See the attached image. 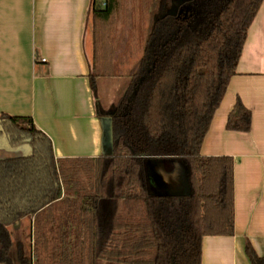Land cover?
Returning <instances> with one entry per match:
<instances>
[{"label":"trees","instance_id":"16d2710c","mask_svg":"<svg viewBox=\"0 0 264 264\" xmlns=\"http://www.w3.org/2000/svg\"><path fill=\"white\" fill-rule=\"evenodd\" d=\"M263 1L91 0V84L126 78L109 109L98 103L112 150L56 158L31 116L0 114L11 145L26 147L0 157V263L203 264L206 236H233L234 159L201 147ZM252 122L238 97L227 129ZM160 159L184 166L188 192H158ZM25 217L31 230L14 238ZM245 253L264 264L249 240Z\"/></svg>","mask_w":264,"mask_h":264},{"label":"crops","instance_id":"0c3cea01","mask_svg":"<svg viewBox=\"0 0 264 264\" xmlns=\"http://www.w3.org/2000/svg\"><path fill=\"white\" fill-rule=\"evenodd\" d=\"M91 20V0H0V114L31 116L56 158L107 150L102 119L109 116L96 88L112 93L126 82L101 76L93 88ZM238 97L252 111L250 131L226 127ZM201 153L233 157L235 184V234L206 236L203 264H250L246 240L264 255V1ZM31 226L25 217L10 229L20 238Z\"/></svg>","mask_w":264,"mask_h":264},{"label":"rangeland","instance_id":"374dc122","mask_svg":"<svg viewBox=\"0 0 264 264\" xmlns=\"http://www.w3.org/2000/svg\"><path fill=\"white\" fill-rule=\"evenodd\" d=\"M126 7V5H125ZM124 9V8H123ZM137 11V10H136ZM125 18V11L120 9L118 10L116 19H120V17L122 16ZM137 15V14H136ZM138 16H136L135 19H137ZM117 21V22H118ZM142 27L144 26V23H141ZM90 27H91V31H93V23L92 20L90 21ZM141 27V28H142ZM113 33V32H112ZM135 34L140 36V32L138 33L137 31H135ZM91 36H92V32H91ZM137 43H141V40H137ZM135 43H132V45ZM116 45L113 43V46ZM134 48V46H132ZM141 50V49H140ZM137 51L136 54L132 57L133 53H129L128 57L130 59V62L132 63L136 57H138L141 53V51ZM113 54V52H112ZM112 54L108 55L109 59L112 56ZM114 56V55H113ZM126 66V64L123 66V68ZM110 78V77H109ZM102 89H100V85L99 87L96 88V92H97V97L98 100L101 104V107L104 109H109L112 102L115 100V98L117 96L120 95L121 91H116V92H106V93H102L101 91ZM24 148L26 150L25 145H23ZM108 150V149H107ZM22 149L17 148L16 150H12V151H8V150H3L0 149V157H7V156H16L20 153H22ZM172 165H168L165 161L163 160H158L157 162H155V164L153 163V167H152V172L153 175L155 177V183L157 185V190L160 193H184V192H188V185L186 182V174H185V168L182 164H176V166H172Z\"/></svg>","mask_w":264,"mask_h":264},{"label":"water","instance_id":"95a60500","mask_svg":"<svg viewBox=\"0 0 264 264\" xmlns=\"http://www.w3.org/2000/svg\"><path fill=\"white\" fill-rule=\"evenodd\" d=\"M103 128H104V144L108 150H112L113 141H112V129H111V119L103 118ZM19 147H13L9 141L7 134L4 131V127L0 123V149H7L9 151L16 150Z\"/></svg>","mask_w":264,"mask_h":264},{"label":"built area","instance_id":"2783aa9c","mask_svg":"<svg viewBox=\"0 0 264 264\" xmlns=\"http://www.w3.org/2000/svg\"><path fill=\"white\" fill-rule=\"evenodd\" d=\"M44 60V59H43Z\"/></svg>","mask_w":264,"mask_h":264}]
</instances>
